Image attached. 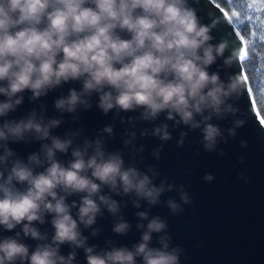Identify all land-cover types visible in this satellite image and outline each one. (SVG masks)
Here are the masks:
<instances>
[{
  "label": "clouds",
  "instance_id": "1",
  "mask_svg": "<svg viewBox=\"0 0 264 264\" xmlns=\"http://www.w3.org/2000/svg\"><path fill=\"white\" fill-rule=\"evenodd\" d=\"M196 3L0 0V96L4 97L0 100V227L12 231L20 226L14 236L0 238V264H76L81 249L86 264H181L185 250L172 245L167 220L150 216L148 209L159 205L166 192L177 191L179 202L169 198L165 203L171 214L180 215L183 205L192 204V197L185 185L169 183L167 178L157 185L158 169L149 165L141 170L126 162L125 153L143 160L145 147L136 144L137 126L163 115L172 122L173 131L181 125L188 129L180 131L178 148L190 131L199 130L203 150L223 156L218 145L234 138L247 123L238 101L248 90L249 79L243 70L221 79L219 71L209 68L217 60L225 70L257 64L252 45L242 61L239 40L238 46L228 39L212 43L213 30L227 20L202 23ZM252 16L255 22L247 25L245 34L249 41L264 34V23L255 12ZM230 18L238 22L235 14ZM67 84L79 88L71 87L54 99L58 115L49 116L47 104L40 102L20 118H8L23 105L26 92L31 94L29 102L35 103ZM93 106L104 115L113 114L112 123L98 129L94 138L84 135L83 127L54 134L68 123L65 114L78 124L80 113ZM229 118L231 127L213 123ZM117 120L129 127L124 129L123 148L110 151L107 144L115 135ZM149 136L161 141L152 151L159 160L164 143L173 139L169 123L139 130V137ZM35 142L39 150L26 159L9 146ZM240 146L246 148L247 141L241 140ZM62 155L70 158L64 161ZM239 163H244L243 157ZM203 179L210 183L215 177L206 173ZM239 179L248 182L243 172ZM72 196L79 200L69 203ZM125 197L136 209L148 206L136 212L139 241L131 248L112 240L102 249L90 245L83 230L98 236L97 218L105 210L114 218L115 234L131 231L122 214ZM45 223H50L51 233L37 226ZM154 235L158 246H153ZM26 238L37 242L31 251L23 242ZM63 245L71 249L67 255L61 252Z\"/></svg>",
  "mask_w": 264,
  "mask_h": 264
},
{
  "label": "water",
  "instance_id": "2",
  "mask_svg": "<svg viewBox=\"0 0 264 264\" xmlns=\"http://www.w3.org/2000/svg\"><path fill=\"white\" fill-rule=\"evenodd\" d=\"M198 15L201 22L208 24L213 18L229 20L230 13L216 0H198L196 3ZM215 39L212 43H217L221 39H228L237 46L239 41L245 40L238 24H219L213 30ZM239 40V41H238ZM229 53L226 52L225 56ZM222 61L217 60L210 66V72L219 71L221 79H227V75L237 74L245 71L244 65H236L232 69L225 70L221 67ZM227 73V75H226ZM247 74V73H246ZM248 76V75H247ZM71 87L79 88V84H67L62 89L49 93L47 97L35 103L29 102V92L25 93V101L20 108L8 117L20 118L36 107L40 102L46 103L49 116L58 115L53 107L54 99L63 92L67 94ZM4 97L0 96V100ZM94 101L97 97L93 98ZM238 107L247 118V123L243 128L237 129V135L229 138L227 143H220L218 148L224 150V155L218 152H206L203 150L200 140L202 139L199 130L190 131L185 140L184 146L178 148L176 140L180 131H188L183 125L174 131L171 128L172 122L165 121L164 116L154 123H142L137 126L136 144H143L145 147L142 153L143 160L139 156L133 157L130 152L125 153V160L135 163L141 170H146L149 165L155 166L160 172V176L155 183L158 185L161 180L167 178L169 183L177 186L185 185L186 191L192 197V204L183 205L184 211L180 215L171 214L166 206L169 198H174L179 202L177 191L166 192L161 197V203L152 206L149 210L150 216L159 215L167 220L168 231L172 236V245L182 247L185 252L181 257V264H264V121L261 120L262 113L256 102L252 86L249 81L248 90L238 101ZM124 116H135L137 113H122ZM113 114L104 115L98 108L93 106L91 110L82 111L78 124L71 123V116L65 114L64 119L68 123L54 130V134L63 135L70 128L83 127L84 135L94 138L98 129L112 123ZM168 122L173 139L164 143L161 158L154 159L152 151L159 147L161 141L154 137H139V130L149 128ZM221 128L231 127V118L216 121ZM128 125H121L117 120L114 128L115 135L108 141L107 147L111 150L122 149V138L124 129ZM247 141V147L242 148L240 141ZM22 158H27L31 152L39 150V143L32 144L13 143L9 145ZM59 155V154H58ZM240 157L244 158V163H239ZM60 158L67 161L70 157L62 155ZM244 173L248 177L245 183L239 179V174ZM206 173L212 174L215 179L212 182H205L203 177ZM108 190L105 189V192ZM116 200L121 197L115 196ZM127 207L122 209L124 219L132 225L131 231L127 235H118L112 231L113 217L105 210L102 217L97 218L96 227L101 229L98 236H90V230L84 229L83 234L89 236L88 243L102 249L106 246L107 240L114 241L118 246L132 247L140 239L141 233L136 229L139 221L136 216L137 211H143L147 204L140 209H136L131 200L127 197ZM79 200V196L69 198ZM75 209L73 210V214ZM50 221L51 217L46 218ZM41 230L51 233L50 223L37 225ZM16 231H20V226L12 231H6L0 227V238L14 236ZM24 243L30 245V251L35 248L36 241L24 239ZM153 246L156 244L154 235ZM71 251L68 245H63L61 252L67 255ZM76 264H86L83 250H78Z\"/></svg>",
  "mask_w": 264,
  "mask_h": 264
},
{
  "label": "trees",
  "instance_id": "3",
  "mask_svg": "<svg viewBox=\"0 0 264 264\" xmlns=\"http://www.w3.org/2000/svg\"><path fill=\"white\" fill-rule=\"evenodd\" d=\"M216 1L220 3L223 7H225L231 16L233 14H238V16L236 15L238 21L236 23L240 27L244 36L248 30L246 28L247 25L248 27H251L252 24L255 22L253 21V12L256 13V19L261 20V22L264 23V20H262V17H264V15H262L264 14V8L260 6L262 3H264V0H230V2L229 0ZM241 12L246 13V15L241 16ZM253 35H256L255 29H253ZM246 42L249 46H253L252 51L255 54V57L257 58V64L254 68L251 66L244 68L249 77V81L259 107V98L261 97V95H264V38H262V35H260L259 40H246ZM261 113L264 116V112Z\"/></svg>",
  "mask_w": 264,
  "mask_h": 264
},
{
  "label": "snow or ice",
  "instance_id": "4",
  "mask_svg": "<svg viewBox=\"0 0 264 264\" xmlns=\"http://www.w3.org/2000/svg\"><path fill=\"white\" fill-rule=\"evenodd\" d=\"M229 2H230V0H229ZM260 6L262 8H264V3H262ZM236 15L238 16V14H236ZM262 20H264V17H262ZM227 23H229V25L231 26V24L234 22L231 20V18H229ZM262 38H264V34H262ZM242 48H243V51L241 53L240 59L243 61L245 56L248 53V48H249V45L247 44L246 41H242ZM245 79L247 80V79H249V77L247 75H245ZM259 107H260V111L264 112V95H261V97L259 98ZM261 120L264 121V116H261Z\"/></svg>",
  "mask_w": 264,
  "mask_h": 264
}]
</instances>
